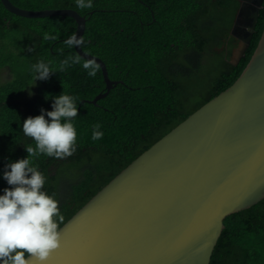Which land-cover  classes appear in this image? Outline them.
<instances>
[{
    "label": "trees",
    "instance_id": "1",
    "mask_svg": "<svg viewBox=\"0 0 264 264\" xmlns=\"http://www.w3.org/2000/svg\"><path fill=\"white\" fill-rule=\"evenodd\" d=\"M10 1L25 9L71 8L83 15L82 49L105 62L111 80L121 81L96 103L90 100L106 91L100 67L90 77L73 65L32 85L31 66L39 59L55 66L79 55L64 44L76 22L62 15L19 16L0 0V193L10 187L2 178L4 164L26 157L23 145L34 143L21 123L41 108L51 110L45 94H73L79 98L77 151L64 159L42 155L34 161L47 177L45 189L59 201L63 223L141 152L230 86L264 26L263 0L251 42L233 64L237 40L231 27L240 0H93L91 9L77 8L75 0ZM96 122L104 135L93 141ZM223 223L209 264H264V198Z\"/></svg>",
    "mask_w": 264,
    "mask_h": 264
},
{
    "label": "water",
    "instance_id": "2",
    "mask_svg": "<svg viewBox=\"0 0 264 264\" xmlns=\"http://www.w3.org/2000/svg\"><path fill=\"white\" fill-rule=\"evenodd\" d=\"M245 1V0H243ZM23 17L69 16L74 34L86 18L71 8L25 9L1 0ZM263 0L237 11L245 25L233 49L244 56ZM238 26V25H237ZM95 58L104 97L111 80ZM264 198V26L236 80L141 152L60 226L61 245L46 264H209L228 215Z\"/></svg>",
    "mask_w": 264,
    "mask_h": 264
},
{
    "label": "clouds",
    "instance_id": "3",
    "mask_svg": "<svg viewBox=\"0 0 264 264\" xmlns=\"http://www.w3.org/2000/svg\"><path fill=\"white\" fill-rule=\"evenodd\" d=\"M80 9H91L93 0H75ZM55 40V36H45ZM64 44L68 49L82 47L84 40L72 34ZM79 64L90 77L99 70L95 58L71 55L53 65L39 59L31 66L35 85L47 80L52 73L66 71ZM29 96L34 93L29 88ZM51 99V110L41 108L38 115H29L21 123L23 134L34 143L23 145L27 156L8 160L2 178L10 187L0 193V264H46L51 253L61 245L60 225L64 217L55 193L45 189L47 177L34 162L40 156L64 159L78 147L75 118L79 115V98L64 90L58 95L45 94ZM102 124L92 125L91 139L103 138Z\"/></svg>",
    "mask_w": 264,
    "mask_h": 264
},
{
    "label": "flooded vegetation",
    "instance_id": "4",
    "mask_svg": "<svg viewBox=\"0 0 264 264\" xmlns=\"http://www.w3.org/2000/svg\"><path fill=\"white\" fill-rule=\"evenodd\" d=\"M247 3V0H245V1H243V0H240V5H239V8H240V6H241V4L242 3ZM238 15H237V13H236V15H235V18H234V22H233V25H232V27H231V33L233 34V36H235V38H236V40H237V43H236V46L238 45V43H239V41H240V39H241V32H239L240 30H243L244 28H245V25H243V24H240L237 20H238V17H237ZM238 25V26H237ZM235 46V47H236ZM234 47V48H235ZM233 48V49H234ZM233 51V50H232ZM234 56L232 55V58H233Z\"/></svg>",
    "mask_w": 264,
    "mask_h": 264
},
{
    "label": "rangeland",
    "instance_id": "5",
    "mask_svg": "<svg viewBox=\"0 0 264 264\" xmlns=\"http://www.w3.org/2000/svg\"><path fill=\"white\" fill-rule=\"evenodd\" d=\"M2 74H3V79H8L10 76L6 68L2 70Z\"/></svg>",
    "mask_w": 264,
    "mask_h": 264
}]
</instances>
